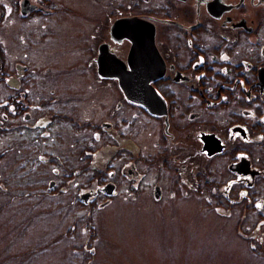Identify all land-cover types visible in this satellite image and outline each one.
Here are the masks:
<instances>
[{"label": "flooded vegetation", "instance_id": "1", "mask_svg": "<svg viewBox=\"0 0 264 264\" xmlns=\"http://www.w3.org/2000/svg\"><path fill=\"white\" fill-rule=\"evenodd\" d=\"M141 23L149 70L123 82ZM0 117L59 200L197 201L264 264V0H0Z\"/></svg>", "mask_w": 264, "mask_h": 264}, {"label": "rangeland", "instance_id": "2", "mask_svg": "<svg viewBox=\"0 0 264 264\" xmlns=\"http://www.w3.org/2000/svg\"><path fill=\"white\" fill-rule=\"evenodd\" d=\"M58 78L79 84L90 75ZM6 140L0 129V264H262L233 240L226 218L197 201H61L46 187L50 171L38 178L8 164Z\"/></svg>", "mask_w": 264, "mask_h": 264}, {"label": "water", "instance_id": "3", "mask_svg": "<svg viewBox=\"0 0 264 264\" xmlns=\"http://www.w3.org/2000/svg\"><path fill=\"white\" fill-rule=\"evenodd\" d=\"M141 31L139 38H132L131 39V46L128 52V58L127 62L131 66L135 60H139V66L135 69H132L128 72L124 70L123 73L118 74L121 81H135V78H139L140 81H142V76L148 73V65H149V56L153 52H150V48L153 47V32H149V29H145V26L143 23L140 24ZM116 27V26H115ZM98 60H100V54L98 56ZM131 76V77H130ZM124 92L126 93L127 97L132 98L134 89L125 87ZM138 91L141 93L140 97L144 98V93H148V88H139ZM143 104L144 102L141 101ZM52 186V183L50 184V187Z\"/></svg>", "mask_w": 264, "mask_h": 264}]
</instances>
